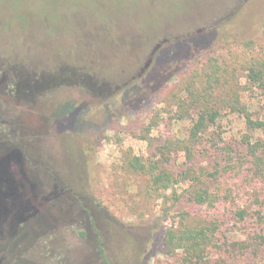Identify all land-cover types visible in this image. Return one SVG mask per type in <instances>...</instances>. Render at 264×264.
<instances>
[{"label":"rangeland","instance_id":"rangeland-1","mask_svg":"<svg viewBox=\"0 0 264 264\" xmlns=\"http://www.w3.org/2000/svg\"><path fill=\"white\" fill-rule=\"evenodd\" d=\"M263 23L264 0H0V264H166L161 229L179 223L172 191L186 185L148 190V175L125 160L181 168L184 153L159 151L192 121L174 119L168 104L188 65L134 112L118 107L122 91L162 45L205 32L200 63L227 61L245 40L264 43ZM184 44L163 49L151 74ZM29 80L38 83L30 95L14 92ZM152 120L150 145L141 136ZM206 212L191 219L213 220Z\"/></svg>","mask_w":264,"mask_h":264},{"label":"trees","instance_id":"trees-1","mask_svg":"<svg viewBox=\"0 0 264 264\" xmlns=\"http://www.w3.org/2000/svg\"><path fill=\"white\" fill-rule=\"evenodd\" d=\"M262 27L264 36V23ZM192 37L196 42L184 44L190 41L185 39L160 46L143 79L128 85L118 102L120 109L134 112L177 74L182 63L188 65L178 75L168 104L175 109L174 119L192 121L187 135L165 138L159 151L184 153L181 168L155 172L154 164L130 156L125 160L127 170L148 175V190L164 195L176 184L186 185L179 194L172 191L184 206L179 223L161 229L166 264H264V43L245 40L235 58L210 57L200 63L208 34ZM177 43L184 44L178 55L164 60L158 75H152L163 49ZM234 118L241 121L239 126L230 123ZM153 124L154 120L141 136L150 145ZM195 209L207 210L201 218L213 220H192ZM222 225L225 228L220 230ZM232 232L243 236L232 241L228 237Z\"/></svg>","mask_w":264,"mask_h":264},{"label":"flooded vegetation","instance_id":"flooded-vegetation-1","mask_svg":"<svg viewBox=\"0 0 264 264\" xmlns=\"http://www.w3.org/2000/svg\"><path fill=\"white\" fill-rule=\"evenodd\" d=\"M1 79H2V82H4V78H3V76L1 77ZM32 82H33V84H32ZM48 83V82H47ZM38 83L37 82H34L33 80H29V83H28V85L27 84H25V85H23V86H20L19 84H17V85H15L16 86V88L14 89V92L17 94L18 92L20 93V91H19V89H20V87H23L24 89H26V90H28V94L30 95L32 92H33V87L34 86H36ZM33 85V86H32ZM39 86L40 87H42V83L41 84H39ZM1 146V145H0ZM2 156H4V154H3V151L1 150V147H0V158L2 157ZM55 186H57V184H55ZM86 191L88 192V190L86 189ZM79 207V206H78ZM82 211V210H81ZM82 212H84V211H82ZM146 258V250L145 251H143L142 252V254H141V257H140V260H144Z\"/></svg>","mask_w":264,"mask_h":264}]
</instances>
